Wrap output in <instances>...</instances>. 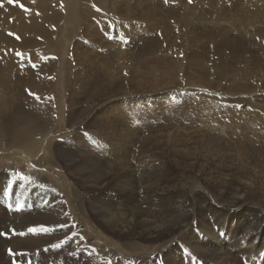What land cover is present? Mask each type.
I'll return each instance as SVG.
<instances>
[{
    "label": "rangeland",
    "instance_id": "obj_1",
    "mask_svg": "<svg viewBox=\"0 0 264 264\" xmlns=\"http://www.w3.org/2000/svg\"><path fill=\"white\" fill-rule=\"evenodd\" d=\"M29 1L33 6H36L39 2L38 0ZM56 1L62 2L67 7L65 0ZM119 1L118 8L122 11L125 9L137 11L140 8L138 10L140 15L145 11L148 12L146 10L148 3L153 2V0ZM191 1L186 0L183 3L187 7L186 11L188 13L192 12L189 15L193 16L188 26L186 25L189 34L195 31L193 29L197 24L199 25L198 22H194V17H201L204 12L198 7L197 0ZM203 1H208L206 4L211 2V4H208L210 9L207 12L209 13L211 7L213 8V17L209 21L218 22L216 27L227 26L228 29H232L237 26L240 27L244 21L243 28L246 34L252 37L248 39V42L252 45L237 43L241 47V50L237 51V49H226L222 46L213 47L212 40L202 39L201 43L197 45V50L201 52L198 57L200 59L197 61L198 58H196L194 61L189 56L191 54L187 53L189 50L190 52L194 50L193 47L186 45L185 48L179 49L177 41L170 44L163 43L158 53L142 56L140 48L143 46V42L148 37H156L163 33L161 20L169 19L172 21L169 13L162 10L159 3H156L155 10L143 14L146 16L151 15L146 18L147 20H141V16H138L141 20L139 22L141 25L140 30L134 29L132 35L122 37L123 40L118 39L117 35L114 37L113 33L101 32V35L107 41H115L117 45L120 43L118 47L115 44L112 45L114 46L113 49L110 46L111 49L109 50L116 48V51L123 53L114 60L115 64L118 63L116 66L119 65L120 68L123 67L126 70L117 77L121 90L114 89L113 93L101 97L96 104H89L93 113L89 115L90 117L87 114L83 115L79 126H84L89 120L93 121V125L98 126L105 116L106 109H111L116 104L128 101L133 103V100H137L139 103L143 96L145 97L143 102L145 104L146 120L145 127L142 126L140 120L138 121L137 126H135L137 134L126 145L116 141L117 145H123L120 146L123 148H130L134 144L133 153L136 154L133 155L134 159L129 158V161L125 159L111 160V157L103 158L94 157L95 155H93L92 158L95 160L89 162L88 173L96 172L103 180L104 184L101 186L97 187L87 179L81 182L79 177L74 176L76 164L81 165L85 159L82 150L77 146H72L75 152L72 159L73 166L70 169H67L64 164L58 167L53 163L45 166L38 164L35 166L30 163L39 159H42V162L49 160L50 148L54 151L56 147L59 148L67 141L74 142L72 137L75 134L74 129L77 127L68 128L66 123L68 109L70 107L69 110L86 107L84 102L74 107L68 103V99H66L68 96L65 86L66 81H64L66 73L61 69L62 66L64 67V63L55 53L51 52L49 57L57 60L55 62V65H57L56 70L53 71L55 80L53 96L58 115L57 121L54 122L55 124L42 140L41 157L23 150L30 162L26 160L20 162L17 160L20 158L22 150L12 148L6 151L8 154L0 153V156H2L0 158V189L4 190V193L0 191V237L6 242L9 241L11 246V240L21 237L22 233H25L22 229L26 226V233H31L36 238H41L44 235L46 240L44 239L42 243L33 248L29 246L22 248L21 243L18 241V248L15 252L11 250L10 246L8 250H5L7 256H4L1 260L4 262H1V264H55L54 261L58 259L61 260V264H75L74 261L80 262V258H72L71 261L70 256L75 257L77 255L81 258L93 256L95 263L91 264H264V146L261 145L257 137L255 142H250V135H253L256 131L248 132V126L264 124V111L262 110L264 109V66L261 65L264 61V16L262 15L264 14L262 13L264 12V4H261L258 0H231L234 4L225 9L222 8L223 4L229 0ZM111 2V0H106V12H109L108 8L111 9ZM177 6L179 7V5ZM257 6L259 10L256 8ZM167 7H170V5ZM174 10L176 9L172 8V11ZM121 13L124 14V12ZM234 15L235 18H233ZM206 17L208 18V16ZM240 19L241 21H239ZM257 19H262L263 22ZM212 27L217 30L214 26ZM62 30L63 28H60L55 41L58 42L60 38L64 41L65 47L62 49L61 54L68 63H71V44L73 45L76 38H78L79 30L75 33L71 32L70 37L67 36L68 39L65 37V33L61 34ZM213 36L216 39L214 32ZM125 43H131L130 47L127 48ZM232 44L235 45L236 41ZM101 45L102 49H106L107 45L105 43ZM104 52L106 51L102 50V54L98 56L100 60L102 59L101 62L107 57H105ZM42 53H45V51L31 54L30 59L33 60ZM145 57L150 60L147 64L144 63ZM173 61L182 68V77L179 78L185 81L183 91L188 92L194 88L198 94L205 93L212 97L215 96L212 99L216 107H228L231 115L238 114L241 117L238 119L236 116L237 123L243 122L248 125L245 131L250 134L247 135L249 140L241 135L236 136L233 134V128L226 129L225 124L213 121L210 118L200 116L191 117L190 119L187 117L182 118L179 108L175 107L178 104L173 99L171 102H175L174 104L168 101L170 98L166 95L169 93L165 91H169L170 86L164 87L165 79L160 81V78L146 74L149 68H153L157 70L158 75H162L167 69L173 68L175 65ZM224 64L231 67L230 72L223 68ZM198 65L211 67L212 73L208 75L200 74ZM236 68L240 70L238 71ZM261 70H263V73L259 74L258 72H261ZM237 72L239 77H242L239 78ZM229 73L234 75L231 76ZM239 73H243V75ZM245 73H249L248 76L246 75L247 77ZM236 76L239 83L236 80L234 83ZM243 77L245 78L242 79ZM157 82L163 83L162 89L154 87ZM124 83H127V86ZM242 84L250 86L249 89H242L240 87ZM79 97L82 98V96H77V98ZM224 101L226 104L222 105L221 103ZM137 102L136 104H138ZM172 106H174L172 109H168ZM125 107L133 108L129 104ZM158 107H162L163 110ZM92 115H94L93 118H91ZM186 115L189 117L188 112ZM103 121L105 122V119ZM112 122L114 123L113 120ZM116 127L117 135H112V138L116 136L115 139L118 140L120 139L119 135L124 134L125 131L121 125ZM89 131L88 129L87 132ZM112 132L116 133L113 130ZM98 135L101 136H99L101 141L109 143L108 136ZM111 143L115 144V141ZM111 143L107 144L106 149L115 151V147ZM62 147L67 149L69 146ZM243 148L247 152L242 151ZM51 158L53 161L58 160L54 154ZM58 174L67 181L68 188L64 187L63 180L57 178ZM126 178L128 179L126 180ZM150 178L156 183L153 189V186L149 185V187L148 184L143 185L141 183L148 181ZM124 181H129L128 185ZM129 194L131 199L127 200L126 196ZM54 195L58 197L56 199L61 202L64 211L60 212L58 217L52 221L44 218L45 223H43L42 216L49 208V202ZM99 195H103L102 204L107 207L117 206L115 211L124 210L127 216L131 215L129 209L144 211L148 219L152 214V216H155L156 221L157 216L158 222L155 227L160 226L161 228L152 227V230L149 229L150 232L146 233L141 230L140 224L132 217L133 225H127L130 228H119V233L114 234L104 231L101 223L97 220L99 219L98 213L91 212L88 207V201L93 197L97 198ZM82 199L85 201V205L82 207L83 210L77 206L82 202ZM41 201H43L42 204H40ZM119 203H121V207L118 206ZM126 203L127 206L124 207L123 205ZM97 205L101 206L100 203ZM85 213L88 218L90 217L87 222L83 218ZM164 216L168 217L169 220L164 219ZM22 217L25 220L24 226L21 228L15 227ZM179 225H187V227L178 229L177 226ZM207 226H210L213 233L220 236L216 242L220 241L222 249L217 250L213 245L215 235L205 229ZM169 227H172L173 231L166 232ZM32 228L38 231H29ZM41 228H47L49 231H39ZM227 236H230V239H227ZM12 237L13 239H10ZM235 237L239 239L240 243L237 247H233L236 244ZM131 247L132 249L129 250ZM112 254L117 255L113 256ZM50 257H52L49 259L51 261H46Z\"/></svg>",
    "mask_w": 264,
    "mask_h": 264
},
{
    "label": "bare ground",
    "instance_id": "obj_2",
    "mask_svg": "<svg viewBox=\"0 0 264 264\" xmlns=\"http://www.w3.org/2000/svg\"><path fill=\"white\" fill-rule=\"evenodd\" d=\"M38 1L39 2L36 6H33L29 0H14V3H11V4L8 3V0L0 1V4L3 5L2 7H0V153L8 154V152L6 151L12 148L22 150L21 156H19L20 158L17 160L20 162H23V161L25 162V160L27 162H30V160H28V157L23 153V150L28 153H33V155L35 156L41 157L40 153L42 152L41 150L42 149L41 144H43L42 140L43 138L46 137L45 135H47L48 132L53 127V125L55 124L54 122L57 121V115H58L56 108L54 106L55 101H54V96H53V92L55 88V80L53 78V71L56 70L55 68L57 65H55V62L57 60L55 58L49 57L51 55V52H53L58 56L59 59H61L62 63H64V67L62 66L61 69H63L66 73L64 81H66L65 86H66V91L68 94L66 99H68L67 100L68 103L74 107L75 105L82 104V102H84L86 104L85 105L86 107H83L80 109L69 110L71 108L69 106L70 108L68 109L66 123H67L68 128H73V126L77 127L74 129L75 134L72 137V140H74V142L67 141L66 143L61 145L59 148L56 147L54 151L52 148H50L49 160H45L42 162V159H39L36 162L33 161L30 163L35 166H37V164L45 166L46 164L49 165L53 163L58 167H61V165L64 164L67 167V169H70L73 166L72 159L74 157V152H75L73 151L72 146H77V148H80L82 150V153L85 155L84 156L85 159L83 160L81 165L76 164V168H75L76 170L74 171V176L79 177V180L81 182L85 181L86 179L90 180L92 184H95V186L98 187L104 184L102 182L103 180L98 176L96 172L88 173L89 168H90L89 162L95 160L94 158H92L93 155H95L94 157L96 156L103 157V158L111 157L110 158L111 160L112 159H115V160L125 159L129 161L130 159L131 160L134 159L133 158V155L135 154L133 153L134 144L130 148L127 146H126L127 148H123L120 146L126 145V143L132 140L133 137L137 134V129L135 126H137L139 120H140V123H142L143 127H145V124H146L145 111H144L145 104L143 102L145 97L143 96L142 97L143 99L139 103L137 102V100L135 101L133 100V103L132 101H128L122 104H116L111 109H106L105 116L103 118V120L105 119V122L102 120V122L98 124V126L93 125L92 123L93 121L91 122V120L86 122L84 126H79L81 125L80 121L83 115L87 114L88 117H90L89 115L93 113V110H91V107H89V104H96L97 101L101 97L108 96L109 94L113 93L115 91L114 89L121 90V86L118 84L119 81L117 77L119 76V74L123 73L126 70V68L125 69H123V67L120 68L119 65L116 66L118 63L115 64V60H116L115 58L119 57L123 53L120 51H116L115 50L116 48H114V50H109L111 48L113 49L114 46L112 45L114 44L117 45V43L115 41L114 42L109 41V40L107 41L106 38L103 35H101V32L107 31L109 34L113 33L114 37L115 35H117L116 37L118 39L123 40L122 37H125L127 35L128 36L132 35L134 29L140 30L141 25L139 24V22H141V20H144V19L147 20L146 18L151 15H147V16L143 15L147 11L143 12V14L140 15V11H138L140 8L137 11L132 10L133 12L131 10L129 11L128 9H125L124 11H122V9L118 8V3L120 2L119 0H111L112 5H111V9L108 8L109 12L105 11L107 7L106 0H65L67 2V7H65L64 4H62V2H57L56 0H38ZM258 1L261 4L262 3L264 4V0H258ZM185 2L186 0H153L152 3H148L147 9L145 8L146 10H148V12H150L153 9L155 10L156 3H159L160 4L159 6L162 7V10H165L169 13V17L172 18V21H170L169 19L165 21L161 20L163 33H161L160 35L156 37H148L145 40V42H143L144 44L140 48L143 54V55L141 54L142 56H147V55H150L151 53L156 54L158 53V51L161 50V46L163 43L170 44L172 42H177V41H178L177 47H179V49L185 48L186 45H191L193 47L194 50H192L191 52L189 50L187 53L191 54L189 56L192 57L191 60H194V61L201 54V52L197 50V45L201 43L202 39L212 40V43H214L213 47L222 46L223 48H226V49H231V48L235 50L237 49V51L241 50V47L238 46L237 43L238 44L248 43L252 45L251 43L248 42V39H250L251 36L246 34V31L243 28L245 25L244 21H243V25H241L240 27L237 26L232 29H228L229 27L227 26L216 27V25H218V22L213 21V20L209 21V19L213 17L212 16L213 8L211 7L210 12L209 13L207 12V10L210 9L208 4H211V2L206 4L208 1L205 2L203 0L196 1L198 7L202 9L204 12H203V16L198 17V18L196 16L194 17L195 19L194 22L196 23L198 22L199 25L197 24L195 28L193 29L195 31L189 34V31L186 27L188 26V23L190 22L193 16L191 17L189 15L191 11L189 13L186 11L187 7L183 5V3ZM21 4L24 5V8L20 7ZM231 4H234V3L231 0H229L227 1V3L223 4L222 8L226 9L227 7H230ZM168 5H170V7H167ZM177 5H179V7ZM137 6H139V4H137ZM25 8H27L28 11H25ZM172 8L176 10L172 11ZM256 8L258 9V6ZM142 11L144 10L142 9ZM121 12H124V14ZM248 12H251V11H248ZM139 15L141 16L140 17L141 20H139L140 19L138 17ZM250 15H253V14H250ZM262 15L264 16V14ZM206 16H208V18ZM233 18H235V15ZM256 18L258 17L256 16ZM215 19L220 20L219 18H215ZM241 19L239 21H241ZM136 20H139V21H136ZM149 20H153V19H149ZM231 20L233 19L231 18ZM257 20L260 21L262 19L260 20L257 19ZM146 24L148 23L146 22ZM212 26H214L217 30H215ZM60 28H63V30L61 31V34L65 33V37L67 36L70 37L69 35L72 34L71 32L75 33V32H78L77 30H79L78 38H76L73 45L71 44V47H72L70 51L71 56H72L71 63H68L64 59L63 54H61L62 49L65 47L64 41L61 38L59 39L58 42L55 41L56 35L59 32ZM213 32L216 36L215 37L216 39H214ZM234 35H238V36H234ZM234 41H236L235 45L232 44L234 43ZM102 43H105L107 45L106 46L107 50L101 48ZM130 44L125 43L127 48L130 47ZM118 45H120V43ZM110 46L112 47L109 48ZM102 50L106 51L104 53H105V57L107 56L106 59L104 58L103 62H101L102 59L100 60L98 57L99 54H102ZM38 51H45V53H42L37 58L31 60L30 55ZM18 53H23V56L17 55ZM43 55H46V56H43ZM199 59L200 58H198L197 61H199ZM144 61H145L144 63L147 64L149 63L148 61L150 60H148L145 57ZM263 62L261 64L262 66H264ZM197 67H198L199 73L202 75H208L212 73L211 67L209 68V66H206L207 67L206 68L204 67V65L203 66L198 65ZM247 67L245 68L248 69ZM223 68L227 72L228 71L230 72L231 67L224 64ZM181 69L182 68H180V66L175 64L173 68L167 69L165 72L162 73V75H158L157 70L153 68H149L146 74L148 76L152 75L157 78H160V81L165 79L164 84L158 83L159 82L158 81L154 85V87L161 88L162 84L164 85V87L170 86V88H168L170 90L165 91L169 93L166 96L170 98L168 101L171 102V100L173 99L178 104L175 107L179 108V112L183 116L182 118L187 117L190 119L191 117L195 118L198 116L205 117L208 119L210 118L213 121H218L219 123L222 122L223 124H225L226 129L233 128L234 129L233 134H235L236 136L241 135L242 137H247V139H248L247 135H250L248 132L256 131L253 135H250L251 136L249 138L251 140L250 142L252 143L255 142V138L257 137L261 145L264 146V124L250 127L248 125H245L243 122L237 123L236 121L238 120H235L236 116L238 117V119L241 117L238 116V114L231 115L230 110H228V107L227 108L226 107L224 108L222 106L216 107V104L213 103L214 100L212 99L215 96L212 97L211 95H208L205 93L198 94L197 92H195L194 88L193 90L184 92L183 84L185 81H182L179 78L182 74ZM237 70L239 71L240 69L238 68ZM232 73L234 72L232 71ZM243 73H239V74L243 75ZM258 73L262 74L263 70H261V72H258ZM234 74L229 73V75L231 76H233ZM248 74L245 73V76L246 75L248 76ZM237 76L239 77L238 72H237ZM237 76L234 79V83H235V80L239 83V79L237 78ZM244 78L245 77H243L242 79ZM244 83L249 84L248 82H244ZM125 85L127 86V83ZM240 87H242V89L244 90H247L249 89L250 86L248 87L247 85L245 86L242 84L240 85ZM77 96H82V98L80 97L77 98ZM37 97H39V99H37ZM136 102L138 104H136ZM128 104L132 105L133 108L130 109V108L125 107ZM221 104L222 105L226 104V102L224 101ZM181 106L186 107V108H182ZM173 107L174 106L168 109H172ZM262 110L264 111V109ZM224 111H226L228 114ZM187 112H188L189 117L186 115ZM223 112L225 115L226 114L227 115L226 116H222L224 114L220 115ZM93 116L94 115H92L91 118H93ZM221 119H224V120H221ZM112 120L114 121V123L112 122ZM119 125L123 126V129L125 132L124 134L119 135L120 139L117 138L118 140H116L115 139L116 136L112 138V135H117L116 126H119ZM246 126H248V132L245 131ZM88 129L90 130L89 132H87ZM109 129H112L116 133L112 132V130H109ZM98 134H101L102 136L103 135L108 136L107 140L109 141V143H111L112 141H115V144L111 143V145L115 147V151H111V150L108 151L106 147H107V144L109 143H107L106 141L105 142L101 141L99 138L100 135ZM116 141L122 142L123 145L118 144L119 145L118 146ZM62 146H69V147L66 149V148H63ZM143 146H146V145H143ZM242 151L247 152L244 148ZM53 154L56 155L58 160L56 161L52 160L51 157H53ZM0 158H2V156H0ZM70 162H71V165H70ZM57 178H59L60 180H63V184L65 185L64 187L68 188L67 181L64 178H62V176L58 174ZM127 179L128 178H126V180ZM124 183L128 185L129 181H124ZM141 183L143 185L148 184L147 186L149 185L151 187L153 186L152 189L154 188L156 184L154 180H152L151 178L148 181L146 180L145 182L143 181ZM117 187H120V186H117ZM0 191L4 193L3 192L4 190L0 189ZM102 197L103 195H99L97 196V198L93 197L92 199H90L88 201V207L91 210V212L98 213L99 219L97 220L101 223V227L104 228L103 229L104 231L105 230L107 232L109 231V233L111 234H114L117 232L119 233L120 231L119 228H124V227L128 228L129 226L127 225H130V226L133 225L132 217L135 218V221L140 224V227H142L141 230L146 233H149L150 232L149 229L152 230V227L158 228V229L161 228L160 226L155 227V225H157V222H158L157 216H156L157 221L154 219L155 216H152V214L150 215L151 217H149L148 219L147 218L148 216H146L147 214H145L144 211H140V210L135 211L134 209L133 211L131 209L129 210L127 209L131 213V215L134 214L133 216L131 215L127 216V213L126 211L124 212V210L122 211L120 209L119 212L115 211V207L117 206L107 207L104 204H102L101 202V199H103ZM130 197H131L130 194L127 195L126 196L127 200H130L131 199ZM51 198L52 199L49 202V208H47L46 213L42 216L43 223H45L44 218H47L48 221H52L54 220V218L58 217V214L60 212L64 211V207L62 206L61 202H59L58 199H56L58 197L54 195ZM42 203L43 201H41L40 204ZM99 203L101 206L97 205ZM120 204L121 203H119L118 205L119 207H121ZM84 205H85V201L82 199V202H80L77 206L79 207V209L83 210L82 207ZM123 206L126 207L127 203L124 204ZM23 217L21 218L19 224H16V225L14 224L15 227L21 228L24 226L25 220L23 219ZM83 218L85 222L90 220V217L88 218L86 213H85V217ZM163 218L164 219L167 218L169 220L168 217L164 216ZM177 227L178 229H184L187 227V225H179ZM207 227H205V229H208L209 232H212V230L210 229V226H207ZM22 231H25V233L24 234L22 233V236L19 238H14L15 242H14L13 237L10 238V239H13L11 240L12 241L11 246H10L9 241L6 242L0 237V264L1 262H4L1 260L6 255L5 250H8L9 246L11 250L15 252L18 248V243H17L18 241L21 243L22 248L26 246L33 248L34 246L42 243L44 239L46 238L44 235L41 236V238L40 237L36 238V236L35 237L32 236L31 233H26L27 231L26 226L24 229H22ZM168 231H173V228L169 227V229H166V232ZM212 234L215 235L213 245L217 248V250L222 249V246L219 243L220 241L216 242V240L219 239L220 236L213 232ZM23 237H26V238H23ZM236 237H235L236 244H234L233 247H237L240 244L239 239H237ZM226 238L230 239V236H227ZM133 245L137 247V245H135L134 243ZM132 247L129 250H131ZM112 255L116 256L117 254H112ZM77 257H79L80 258L79 260L81 261L80 262L74 261L75 264L95 263L93 256H90L89 258H81V256L79 255L75 257L70 256V260L72 261V258L75 259ZM51 258L52 257L46 259V261L50 262L51 260L49 259ZM54 263L61 264V260L58 259L57 261H54Z\"/></svg>",
    "mask_w": 264,
    "mask_h": 264
},
{
    "label": "snow or ice",
    "instance_id": "obj_3",
    "mask_svg": "<svg viewBox=\"0 0 264 264\" xmlns=\"http://www.w3.org/2000/svg\"><path fill=\"white\" fill-rule=\"evenodd\" d=\"M189 2H191V0H189ZM8 3H9V4L14 3V0H8ZM2 6H3V5L0 4V7H2ZM20 7L24 8V5L21 4ZM25 11H28V9L25 8ZM17 38H19V37H17ZM17 55H19V56H23V53H18ZM37 99H39V97H37ZM29 231H31V232H36V231H38V230L35 229V228H32V229H30ZM39 231L47 232V231H49V229H47V228H41V229H39Z\"/></svg>",
    "mask_w": 264,
    "mask_h": 264
}]
</instances>
